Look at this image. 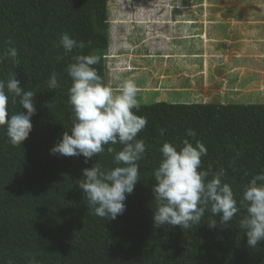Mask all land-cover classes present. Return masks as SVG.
<instances>
[{
    "label": "trees",
    "instance_id": "obj_1",
    "mask_svg": "<svg viewBox=\"0 0 264 264\" xmlns=\"http://www.w3.org/2000/svg\"><path fill=\"white\" fill-rule=\"evenodd\" d=\"M108 1L0 0V53L10 46L19 52L18 65L9 59L0 64V79L16 73L21 87L36 93L33 131L23 144L13 146L6 126H0V264H264V242L250 248L240 228L245 209L227 226L212 217L218 221L215 229L208 227L210 210L189 229L155 228L152 190L163 143L199 140L208 152L202 157L204 169L225 170L222 182L232 186L239 205L244 186L264 172V104L139 105L133 111L148 121L137 136L147 145L138 162L140 181L115 220L93 215L78 186L82 170L97 160L114 167L112 156L105 151L85 164L83 156L50 154L73 124L72 81L65 71L72 56L100 55L94 67L107 84ZM66 31L91 44L57 63L55 57L63 52L57 45ZM53 72L59 86L49 89L46 81ZM21 110L19 98L13 103L9 94V116ZM160 128L167 129L163 136ZM189 129L194 138L187 136Z\"/></svg>",
    "mask_w": 264,
    "mask_h": 264
},
{
    "label": "clouds",
    "instance_id": "obj_2",
    "mask_svg": "<svg viewBox=\"0 0 264 264\" xmlns=\"http://www.w3.org/2000/svg\"><path fill=\"white\" fill-rule=\"evenodd\" d=\"M11 45L12 41H6ZM91 44L78 41L67 31L62 33L57 47L63 52L55 61H64L65 56L79 49L81 53ZM9 59L19 64V52L14 46L0 53V64ZM102 57L95 53L76 54L66 65L65 71L72 84L68 89L73 124L70 131H64L62 139L50 149L51 155L85 158L84 163L98 157L105 151L112 156L114 167L105 168L98 160L90 168L82 170L78 186L88 201L92 214L110 220L117 219L126 211L125 201L131 195L139 179V161L144 158L146 143L138 139V133L145 129L148 121L133 111L139 110L138 89L133 79L128 78L119 89L105 84L94 65ZM49 89L59 86L58 74L51 73L46 81ZM9 94L12 102L19 98L21 111L9 116ZM36 93L21 87L16 73L0 79V126H6V135L13 146L23 144L33 131L32 118L36 115L34 98ZM167 129L160 128L163 136ZM187 136L195 137L189 129ZM122 146L117 150L114 145ZM107 146V147H105ZM161 158L154 170L153 194L154 227L164 225L189 229L200 224L206 211L211 216L208 227L215 229L219 224L227 226L234 216L245 209L246 215L239 221L247 237V245L255 248L264 242V172L254 175L244 186L238 201L229 183L222 182L225 170L213 172L211 165L204 169L202 157L207 148L199 140L195 143L184 139L182 144L163 143L159 149ZM211 175V179H208Z\"/></svg>",
    "mask_w": 264,
    "mask_h": 264
},
{
    "label": "rangeland",
    "instance_id": "obj_3",
    "mask_svg": "<svg viewBox=\"0 0 264 264\" xmlns=\"http://www.w3.org/2000/svg\"><path fill=\"white\" fill-rule=\"evenodd\" d=\"M168 0H109V20H110V45L108 49V53L106 55L107 58V72H106V81L107 85L112 87L114 90L119 89L123 82L128 78L134 80L138 89V103L139 105H151L158 102H166L170 104H193L199 102H205L206 96L203 92V98L198 96V92L195 90H190L181 95L179 90H176V87L173 85L179 84V79L175 80L174 78H167L165 81H161V85L158 88L153 86V83H157V81L151 77L153 71L155 70V63L159 61V58H162V55H154L150 56L152 53L151 50V42L150 46L148 43L141 41L144 39V36L148 35L150 32L154 33L155 36H146L148 37L146 40L154 37L155 40L163 39L159 38L157 35V29L152 27L149 23L148 15L153 14L157 10H161V7L157 5H161L163 2ZM172 10L174 14H177V18L180 20V26L186 25L185 29H181V34L185 36L182 40H177V38H173L169 41V46H165L163 41L159 42L160 45L164 46L162 54H165L167 50L170 51V56L168 58L171 61L174 59L180 60V54L185 55L182 59L188 63L184 67L185 72L183 76L190 75L191 82L193 81V72L197 71L195 67L198 63L199 55L198 49L201 47V43L195 44L197 39H200L197 36L196 25L198 23L192 22V24L187 22H181L182 19L186 17L191 18H210L212 17V11L217 8V10H224L225 20L227 23L233 25H237L238 29H242L245 26H249L251 23L249 22L247 16L251 14H258L264 12V8H253L252 1L253 0H169ZM259 3H264V0H255ZM148 2V3H145ZM158 2V3H157ZM215 3V6L212 8L211 6ZM141 4H144L145 8H137ZM175 4V5H174ZM187 7V11L183 10L182 7ZM150 7V8H149ZM171 8V7H170ZM166 9V8H163ZM164 12V11H163ZM242 13V14H241ZM231 14V15H230ZM236 14V15H235ZM240 14V15H237ZM233 16L238 17L239 19L233 18ZM233 18V19H231ZM199 25V24H198ZM203 25V24H202ZM147 29L146 31L144 29ZM218 25L213 26V29H219ZM189 30V31H188ZM141 31V33H140ZM144 31V32H143ZM163 34V33H162ZM143 35V36H142ZM173 36V35H170ZM259 39L263 37H258ZM166 41V40H165ZM141 43V44H140ZM239 43H242L239 40ZM197 48H196V46ZM196 48V51H193L191 47ZM185 47L184 53L179 51V48ZM189 48V49H188ZM178 49V50H177ZM188 49V50H187ZM254 50L256 47L254 46ZM262 50V49H261ZM238 51L240 49L238 48ZM137 53V54H135ZM200 54V53H199ZM250 57L254 59H260L262 56L256 54L255 51L250 53ZM136 55H141L137 58ZM262 65H264V59L259 61ZM247 65L251 67L252 61L247 60ZM189 71V73L187 72ZM170 73L173 76V71L170 70ZM206 77L207 73L205 70V74H200L197 77ZM245 76V75H244ZM254 77L250 75H246L244 81L249 82ZM186 80V79H185ZM246 85V83H245ZM188 86V84L186 85ZM258 90L250 88V97L252 96L253 103L246 104H264V97L258 96V94L262 93L264 96V86L257 87ZM202 93V91H201ZM227 102L225 104H244L243 98L236 99L235 96H227L225 98ZM186 100V102H184ZM221 101V99H220ZM213 104H220L218 100H215Z\"/></svg>",
    "mask_w": 264,
    "mask_h": 264
},
{
    "label": "crops",
    "instance_id": "obj_4",
    "mask_svg": "<svg viewBox=\"0 0 264 264\" xmlns=\"http://www.w3.org/2000/svg\"><path fill=\"white\" fill-rule=\"evenodd\" d=\"M169 2L171 1L168 0L161 5H157L162 8V11L157 10L156 12H153L152 16L148 15L149 23L152 27L157 29V35L159 38L163 39L157 38V40H155L156 38L152 37L149 40H146L150 36H155L154 33L150 32L146 35L148 37L144 36V39L141 41V43H148L149 46V41L151 42L150 47L152 53L150 56H153L154 54L163 56L162 58H159L158 63H155L156 67L151 77H153L157 83H153L152 85L158 88V86L161 85V81H165L167 78H174L175 80L179 79V84L173 85V87H176V90H179L182 96L186 90L187 92L195 90L198 92V96L203 98L202 94L204 92L206 100L205 102L199 103H214L215 100H218L220 104H225L227 102L225 99L227 96H235L236 99L243 98L244 104L253 103L254 101L251 99L252 96L250 97L248 94L250 93L249 89L252 88L258 90L259 88L257 87L264 86V65L259 62L261 59H264V12L247 16L251 24L242 29H238L237 25L232 26L227 23V20L224 19V10H217L216 7L212 11L213 16L210 18L202 19L186 17L185 19H182V23L185 22L187 24V22L191 20V24L192 22L199 24L195 27L197 36H199L200 39H198V41L196 39L195 44L201 43V47L198 49L200 54H194L199 55V61L196 64L197 66L195 69L197 71L193 72V81L191 82L190 75L183 76L185 72L184 67L188 65V63L182 59L186 54H180V60L175 58L174 61H171L168 58V56H170L169 50H167L165 54L160 52L155 53L156 51H162L164 48L162 45L159 47L160 41H163L165 46H169L170 44L167 40L173 38H177V40L178 38L179 40L182 38L183 40L185 38V36L181 34V29H185L186 25H179L180 19L177 18V14L173 15V7ZM214 6L215 3L211 7L213 8ZM252 6L255 9L259 7L264 8V3H259L253 0L251 7ZM187 7L189 8V6L182 8L187 11ZM137 8H145V6L144 4H141ZM233 18L239 19L235 16H233ZM215 25H218L220 28L213 29V26ZM144 30L146 31L147 29L145 28ZM258 37L263 38L259 39ZM239 40H241L242 43H239ZM254 46L256 47V50H254ZM196 48H193V46L191 47L193 51H196ZM238 48L240 51H238ZM179 51L184 53L185 47L179 48ZM254 51L262 57L260 59L250 57L249 52L253 53ZM136 56L138 58L141 55ZM247 60L253 62L251 67L247 65ZM170 70L173 71V76L170 73ZM205 70L207 73L206 77H197L200 74L204 75ZM187 72L189 73V71ZM244 75H250L254 77V80L246 82L244 81ZM187 84L188 86H186ZM258 96L264 97L262 93L258 94ZM184 102H186V100H184Z\"/></svg>",
    "mask_w": 264,
    "mask_h": 264
}]
</instances>
